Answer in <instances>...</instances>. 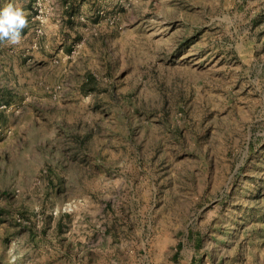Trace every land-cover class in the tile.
I'll return each instance as SVG.
<instances>
[{"label": "rangeland", "instance_id": "374dc122", "mask_svg": "<svg viewBox=\"0 0 264 264\" xmlns=\"http://www.w3.org/2000/svg\"><path fill=\"white\" fill-rule=\"evenodd\" d=\"M0 264H264V0H0Z\"/></svg>", "mask_w": 264, "mask_h": 264}, {"label": "clouds", "instance_id": "9594fccd", "mask_svg": "<svg viewBox=\"0 0 264 264\" xmlns=\"http://www.w3.org/2000/svg\"><path fill=\"white\" fill-rule=\"evenodd\" d=\"M26 24L27 16L21 7L8 4L0 9V39L8 38L13 43L18 42Z\"/></svg>", "mask_w": 264, "mask_h": 264}]
</instances>
